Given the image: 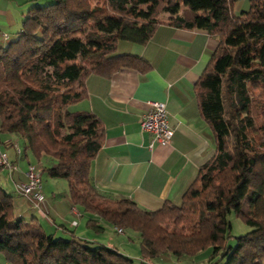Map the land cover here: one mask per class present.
I'll list each match as a JSON object with an SVG mask.
<instances>
[{
	"label": "trees",
	"instance_id": "16d2710c",
	"mask_svg": "<svg viewBox=\"0 0 264 264\" xmlns=\"http://www.w3.org/2000/svg\"><path fill=\"white\" fill-rule=\"evenodd\" d=\"M235 1L45 0L30 5L20 29L0 46V132L22 139L25 150L42 161L39 173L67 181L72 203L89 216L88 228L99 233L107 223L118 233L132 231L140 248L134 258L105 243L76 238L66 227L72 236L55 237L36 215H15L12 194L0 186V254L9 264H166L167 257L184 264L206 249V264L215 256L224 264H264V103L253 96L264 83V0H250L248 10L237 15ZM163 12L171 17L163 21ZM163 22L203 29L217 40L194 86L214 152L200 164L179 203L147 209L93 185L91 161L104 127L93 112L69 106L87 98L90 74L149 69L141 56L117 54V44H144ZM230 212L250 230L232 236Z\"/></svg>",
	"mask_w": 264,
	"mask_h": 264
},
{
	"label": "crops",
	"instance_id": "0c3cea01",
	"mask_svg": "<svg viewBox=\"0 0 264 264\" xmlns=\"http://www.w3.org/2000/svg\"><path fill=\"white\" fill-rule=\"evenodd\" d=\"M36 1L41 0H0V46L20 29L8 31L21 25L26 5L30 7ZM4 35L9 38L4 39ZM216 46V38L206 30L176 28L163 22L144 44L126 40L117 44V54L141 56L150 64L149 69L141 72L122 67L109 77L96 74L86 77L88 95L79 102L78 109L96 114L104 127L103 142L90 168L91 181L98 190L113 197H128L147 209H158L165 201L180 202L200 164L214 152L213 134L200 114L194 86ZM150 100L165 103L168 122L174 129L166 146L151 144L150 133L140 129L141 114ZM19 140L0 132V151L19 168L16 171L0 168V184L4 181V187L0 186L11 190L15 215L38 216L37 211L28 209L26 199L18 192V184L25 180L23 171L28 162L39 170L42 161H36L23 144L21 155H17L13 142L19 144ZM50 178V185L47 179L44 185L41 180L47 214L40 215L47 231L72 236L66 227L76 238L102 242L122 252V244L105 240L88 228L89 216L72 203L66 180L59 183L57 178ZM85 229L92 234H86ZM198 261L205 263L197 257L186 263ZM164 262L176 261L167 257Z\"/></svg>",
	"mask_w": 264,
	"mask_h": 264
},
{
	"label": "built area",
	"instance_id": "2783aa9c",
	"mask_svg": "<svg viewBox=\"0 0 264 264\" xmlns=\"http://www.w3.org/2000/svg\"><path fill=\"white\" fill-rule=\"evenodd\" d=\"M6 38V35H4ZM140 129L151 135V144L158 143L166 146L170 143L174 129L168 122L166 106L161 101H147V107L141 114ZM15 152L21 155L22 150L15 143ZM0 166L9 171L18 170V165L10 161L4 152L0 151ZM25 180L19 182L18 191L26 199L27 203L37 210L41 215H46L47 211L43 207L44 197L41 192L40 173L31 162L27 163L23 171ZM121 232L120 229H117Z\"/></svg>",
	"mask_w": 264,
	"mask_h": 264
},
{
	"label": "rangeland",
	"instance_id": "374dc122",
	"mask_svg": "<svg viewBox=\"0 0 264 264\" xmlns=\"http://www.w3.org/2000/svg\"><path fill=\"white\" fill-rule=\"evenodd\" d=\"M44 1L45 0H41V1H39V3L41 4ZM249 4H250V0H236L233 4V7H232L233 13L237 15V14H240L242 10H248ZM28 7H29V5H26L24 12H26ZM170 17H171V15H169L168 12H163L161 14V19L163 21L167 20ZM20 27H21V25L14 27V29H13V27H11V28H8V31L9 32H15ZM253 96H254L256 101H260L261 103H264V83L259 84V86L254 90ZM78 108H81L80 103H75V104H72L69 106V110H76ZM19 139L20 140H19L18 146L21 150H23L22 149V139L21 138H19ZM15 142H13V143L15 144ZM32 162H33V159H32ZM0 168H2V167L0 166ZM46 179L48 180L47 184L50 185L51 184L50 176L47 174V172H41V180H42L43 185L46 182ZM56 180L60 181L59 183H64V181H65L64 179H59V178H57ZM2 184H4V181H2ZM2 184H0V185L4 187V185H2ZM65 185H67L66 181H65ZM43 188H45V187H43ZM5 189L7 192H11L10 189H8V188H5ZM38 216H40L41 218L40 217L38 218ZM38 216H36L37 222L40 223L45 230H47L46 223H45L44 219L42 218V216L40 215V213L38 214ZM26 218H29V216H26ZM227 218L231 223V232L230 233L232 236H238V235L244 234L245 232L250 230V227L247 226L246 224H244L240 220V218H238L234 214V212H230L227 215ZM99 222H101V221H99ZM101 225H103V227H104L103 231L99 232L101 238H105V240H112L113 243L116 241L117 243L122 244L121 248L123 249L122 252H124V254H127L131 257H134V258L138 257L140 247H139L138 235L136 233L129 231V230H126L123 233H118L115 231L114 226H112L111 224L102 223ZM89 229L91 231H93L91 228H89ZM85 231H87L86 234H92V232L90 231V233H89V231L87 229H85ZM57 236L58 235H55V237H57ZM229 242H230V244H234V239L231 238L229 240ZM209 252H210V250H208V249L199 252L197 259L204 260L205 261L204 264H206V262L208 260V255H209L208 253ZM4 261H6L5 257H3L0 254V264H4L3 263ZM134 264H139V261L135 260ZM154 264H159V263L154 262ZM179 264H183V263L179 262ZM184 264H188V263L185 262ZM197 264H200V262L198 261ZM212 264H224V260L221 259L219 256H215V258H213Z\"/></svg>",
	"mask_w": 264,
	"mask_h": 264
}]
</instances>
